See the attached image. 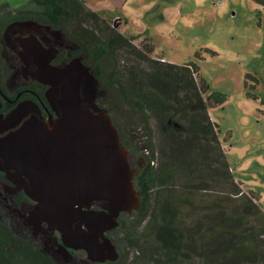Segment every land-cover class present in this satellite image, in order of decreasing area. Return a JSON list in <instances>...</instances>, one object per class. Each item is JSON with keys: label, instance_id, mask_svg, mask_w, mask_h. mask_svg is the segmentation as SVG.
<instances>
[{"label": "trees", "instance_id": "16d2710c", "mask_svg": "<svg viewBox=\"0 0 264 264\" xmlns=\"http://www.w3.org/2000/svg\"><path fill=\"white\" fill-rule=\"evenodd\" d=\"M20 20L58 28L76 46L99 81L98 105L121 145H129L140 207L120 213L118 226L106 232L118 253L106 264H264L260 196L232 172L209 114L225 97L209 92L196 63L153 55L150 36L135 44L134 34L84 0L0 2V49L6 26ZM0 264L73 263L58 262L0 217Z\"/></svg>", "mask_w": 264, "mask_h": 264}, {"label": "rangeland", "instance_id": "374dc122", "mask_svg": "<svg viewBox=\"0 0 264 264\" xmlns=\"http://www.w3.org/2000/svg\"><path fill=\"white\" fill-rule=\"evenodd\" d=\"M7 1L17 6L25 0ZM84 1L104 17L111 18V23L121 32L134 34L135 44L150 36L154 43L153 55L163 54L168 61L177 63H196L199 74L209 85V92L225 97L223 103L209 107V114L218 125L232 172L243 182V189L259 194L257 203L264 211V7L254 0H221V4H217V0ZM30 23H21L26 34L31 31ZM41 29L49 35L48 28ZM36 30L34 28V33L39 36ZM11 31L8 29L6 34L10 36ZM128 146L125 148L129 153ZM137 160L138 164L144 163L143 158ZM0 206H3L0 211L7 212L6 215L20 212L19 208H7L1 195ZM136 209L137 206L121 213L131 215ZM31 211L25 216L27 226L19 228L7 219L17 234L35 245L38 240L45 241L40 245L56 250L58 253L52 255L58 262L106 264L108 259L90 261L84 249L71 253L75 249L66 246L62 249L61 241L59 248L50 243L45 237L47 232L52 237L44 227L46 222L38 224L32 220ZM259 220L252 222L259 224ZM51 230L59 237L57 230ZM110 256L115 258L114 251Z\"/></svg>", "mask_w": 264, "mask_h": 264}, {"label": "water", "instance_id": "95a60500", "mask_svg": "<svg viewBox=\"0 0 264 264\" xmlns=\"http://www.w3.org/2000/svg\"><path fill=\"white\" fill-rule=\"evenodd\" d=\"M38 51L32 43L26 54ZM70 61L58 66L35 59L36 76L50 85L57 117L26 122L0 139V154L6 168L27 179L25 192L35 201L32 220L45 221L64 246L84 249L92 261L114 260L115 244L104 232L118 225L122 211L139 209L137 170L107 109L95 102L99 81L80 57ZM95 201L103 208L90 209Z\"/></svg>", "mask_w": 264, "mask_h": 264}, {"label": "flooded vegetation", "instance_id": "af4514ba", "mask_svg": "<svg viewBox=\"0 0 264 264\" xmlns=\"http://www.w3.org/2000/svg\"><path fill=\"white\" fill-rule=\"evenodd\" d=\"M25 21L31 22V25H28L31 27V31L28 34H26V29L21 26V23ZM17 25L20 28H17ZM41 27L48 28L47 32L49 35H46ZM10 28L12 31L11 35L8 36L6 31ZM34 28L37 29L36 31H38L39 36L34 33ZM1 43L0 139H3L16 132L26 122H33L34 120L48 121L57 117L56 110L51 102V95L53 94L49 91L50 85L40 81L36 76L37 65L35 59L37 57L41 58V60L48 58L50 64L61 66L75 57L81 58V55L75 52L76 46L70 43L60 29L38 23L34 20H20L8 24L4 29ZM32 43L37 44L41 51L29 56L26 54V50L29 49ZM95 102L98 104L97 97ZM0 167V195L3 198L5 206L9 209L18 210L19 208L20 210L19 213L17 212V214L12 215L9 214V211V215L5 214L7 212L0 211V217L6 220L11 219L19 228L22 225L27 226L29 224L27 223L28 218L25 217L26 213L28 214L35 204V201L25 192V183L22 180L27 181V179L23 177L21 179L14 168H6L1 154ZM102 208L101 201H95L90 206V209ZM0 209L3 210V206H0ZM5 210L7 209L5 208ZM44 227L52 235L50 237L47 232L48 235L45 236L47 240L49 238V242L58 247L61 241L60 234L58 237L56 231H52L47 225ZM107 231L104 232L105 235H107ZM37 242V246L49 254L55 255L58 253L55 249L53 251L49 248L47 249V247H42L40 244L45 241L38 240ZM63 247L65 248L62 245L61 248L64 249ZM75 251L76 249L71 250V253Z\"/></svg>", "mask_w": 264, "mask_h": 264}, {"label": "built area", "instance_id": "2783aa9c", "mask_svg": "<svg viewBox=\"0 0 264 264\" xmlns=\"http://www.w3.org/2000/svg\"><path fill=\"white\" fill-rule=\"evenodd\" d=\"M222 3V1L221 0H217V4H221Z\"/></svg>", "mask_w": 264, "mask_h": 264}]
</instances>
